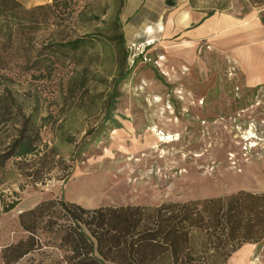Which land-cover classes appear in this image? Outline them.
Segmentation results:
<instances>
[{"label":"rangeland","instance_id":"1","mask_svg":"<svg viewBox=\"0 0 264 264\" xmlns=\"http://www.w3.org/2000/svg\"><path fill=\"white\" fill-rule=\"evenodd\" d=\"M125 1L131 12L134 0H58L55 23L50 9L43 11L46 20L26 37L31 44L55 33L94 38L69 53L70 60L51 56L54 67L43 76L24 69L21 52L0 53V66L7 61L0 68V109L9 118L0 125V149L22 116L35 111L54 158L45 166L10 159L0 168V251L27 235L17 209L40 200L156 206L264 188V84L247 86L229 53L205 38L190 44L189 25L172 22L190 8L205 15L255 12L264 21V0H140L136 14L122 16V48L107 36ZM138 19L133 38L130 22ZM75 81L84 88H73ZM249 132L257 139L243 140ZM40 222V244L12 264H67L66 251L55 246L58 234ZM256 261L253 255L250 264Z\"/></svg>","mask_w":264,"mask_h":264},{"label":"trees","instance_id":"2","mask_svg":"<svg viewBox=\"0 0 264 264\" xmlns=\"http://www.w3.org/2000/svg\"><path fill=\"white\" fill-rule=\"evenodd\" d=\"M121 9L119 2L107 37L117 47L124 48ZM47 10L52 23L61 18L58 0L30 7L19 0H0V53L21 52L26 56L22 63L24 69L35 70L42 76L54 67L49 60L51 56L62 55L70 60L69 53L94 39L90 34L58 37L55 33L47 43L31 44L26 37L31 30L40 29L46 20L43 11ZM126 58L124 49L122 66ZM73 84L75 89L84 88L83 81ZM5 108L0 109V125L9 119ZM40 123L35 111L22 116L16 134L0 149V168L10 159H19L16 160L19 163L34 161L38 166L54 161L47 154L53 152V147L48 148L40 137ZM39 168L35 167L27 175H34ZM50 168L51 165L47 166L46 171ZM15 203L4 210L13 208ZM17 214L19 225L27 235L1 249L4 264H12L38 247L39 223L43 220L45 226L41 228L58 234L55 246L66 251L63 259L67 264H104L105 261L112 264H226L232 252L242 244L260 242L264 237V192L245 190L225 197L162 202L156 206L127 204L86 208L63 198H50L29 208H18ZM59 217L65 221L58 223Z\"/></svg>","mask_w":264,"mask_h":264},{"label":"crops","instance_id":"3","mask_svg":"<svg viewBox=\"0 0 264 264\" xmlns=\"http://www.w3.org/2000/svg\"><path fill=\"white\" fill-rule=\"evenodd\" d=\"M25 7L37 4L48 3L51 0H19ZM135 4L131 12H125L123 5L119 19L122 16H133L137 13L140 0H134ZM264 9V7H263ZM145 17V16H143ZM142 17V18H143ZM141 18V19H142ZM138 21L130 22L132 37L135 36ZM173 25L188 24L186 37L190 44H194L197 39H207L213 41L216 47L229 53V58L235 61L247 86L264 84V21H261L257 13L250 12L243 16L229 13H212L205 15L201 10L191 9L189 11H179L172 19ZM161 27V28H160ZM148 28V27H147ZM145 29V32L151 34ZM158 30H162V25H157ZM124 36V34H123ZM134 38V37H133ZM250 192H264V188ZM256 256V263L264 264V242L244 243L237 250L232 252L226 264H250L251 257ZM252 264V263H251Z\"/></svg>","mask_w":264,"mask_h":264},{"label":"bare ground","instance_id":"4","mask_svg":"<svg viewBox=\"0 0 264 264\" xmlns=\"http://www.w3.org/2000/svg\"><path fill=\"white\" fill-rule=\"evenodd\" d=\"M161 28V27H160ZM153 28L152 27H148L147 28V31L149 32V33H152L153 32ZM257 139L256 137H255V135L252 133V132H249L246 136H244L243 137V140H245V141H248L249 142V140L250 139Z\"/></svg>","mask_w":264,"mask_h":264}]
</instances>
